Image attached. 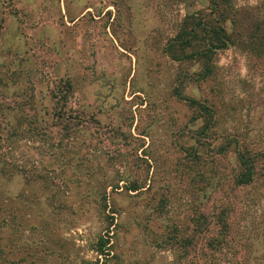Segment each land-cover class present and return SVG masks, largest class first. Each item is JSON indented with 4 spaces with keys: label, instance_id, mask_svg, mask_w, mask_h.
<instances>
[{
    "label": "rangeland",
    "instance_id": "rangeland-1",
    "mask_svg": "<svg viewBox=\"0 0 264 264\" xmlns=\"http://www.w3.org/2000/svg\"><path fill=\"white\" fill-rule=\"evenodd\" d=\"M187 11L230 35L204 77ZM0 123L13 264H264V0H0Z\"/></svg>",
    "mask_w": 264,
    "mask_h": 264
},
{
    "label": "trees",
    "instance_id": "trees-1",
    "mask_svg": "<svg viewBox=\"0 0 264 264\" xmlns=\"http://www.w3.org/2000/svg\"><path fill=\"white\" fill-rule=\"evenodd\" d=\"M213 9L220 7L223 2L227 0H209ZM182 21L179 31L176 33L171 43L166 46V51L175 59H182L188 57L200 61L203 65L202 77L209 75L212 72V66L209 63L213 54L228 45L230 35L221 24H214L210 20H205L202 16L194 13H189ZM189 50V53L186 50ZM67 90L70 91V83L67 84ZM65 90V91H67ZM191 104H199L193 99H189ZM205 110L207 107L203 106ZM1 126V123H0ZM2 128V127H0ZM238 165H240V172L236 175L234 183L236 185H245L251 182L254 175V164L256 159L252 156H246L242 152H237ZM16 168L10 164L7 167V175H4L8 180H13L16 173ZM133 190L138 189L135 185L131 187ZM1 208V205H0ZM10 221H13V216L8 214ZM1 223V222H0ZM1 228V225H0ZM107 237H100L95 245V250L99 255H108L110 250V235ZM11 248L6 251L0 245V264H13ZM6 257L7 262H2V258Z\"/></svg>",
    "mask_w": 264,
    "mask_h": 264
}]
</instances>
